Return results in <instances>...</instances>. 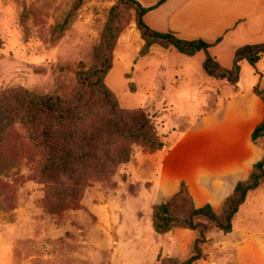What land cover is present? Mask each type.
Here are the masks:
<instances>
[{"label": "rangeland", "instance_id": "obj_1", "mask_svg": "<svg viewBox=\"0 0 264 264\" xmlns=\"http://www.w3.org/2000/svg\"><path fill=\"white\" fill-rule=\"evenodd\" d=\"M137 1L154 7L145 16L151 28L212 45L192 57L160 46L142 56L132 18L118 39L105 84L120 108L147 115L163 148L118 142L127 161L92 176L77 202L59 201L38 177L40 152L14 123L0 143V264H182L197 240L193 264H264V182L247 194L230 233L202 217L204 229L159 234L152 220L182 183L196 207L219 213L263 157L264 138L251 134L264 115V57L243 61L236 85L207 75L203 62L209 55L228 69L236 49L264 43V0ZM116 2L0 0V95L23 87L71 97Z\"/></svg>", "mask_w": 264, "mask_h": 264}, {"label": "trees", "instance_id": "obj_2", "mask_svg": "<svg viewBox=\"0 0 264 264\" xmlns=\"http://www.w3.org/2000/svg\"><path fill=\"white\" fill-rule=\"evenodd\" d=\"M153 8L145 7L137 0H117L108 12L100 41L94 49L92 66L85 69L81 64V69L75 73L78 87L71 97L40 95L23 87L0 95V143L6 129L19 122L42 156L38 177L53 198L77 202L92 176H103L113 171L118 161H127L128 152L123 150L124 147L115 153L118 142L138 143L150 152L163 148L147 115L140 109L120 108L116 96L105 84L118 39L132 18L144 41L140 51L142 56L147 55L153 46H160L192 57L198 52H207L212 45L202 39H182L174 32L151 28L144 18ZM62 27L63 24L59 29ZM263 57L264 43L245 45L236 49L230 68H224L207 55L203 69L216 80L236 85L241 63L247 61L255 66ZM261 99L264 111V94ZM260 138H264V115L251 134L253 142ZM263 182L264 155L254 164L248 177L237 182L219 213L210 204L196 207L188 188L182 183L170 200L155 207L154 230L165 234L177 228L204 229L197 222L203 217L221 232L230 233L233 219L247 194ZM197 241L194 255L182 264H193L201 258Z\"/></svg>", "mask_w": 264, "mask_h": 264}, {"label": "crops", "instance_id": "obj_3", "mask_svg": "<svg viewBox=\"0 0 264 264\" xmlns=\"http://www.w3.org/2000/svg\"><path fill=\"white\" fill-rule=\"evenodd\" d=\"M146 16V15H145ZM145 19V18H144ZM188 40V39H187ZM232 66V65H231ZM241 74H242V72L240 73V80H241ZM239 83H240V81H239ZM256 127V126H255ZM255 127H254V129H255ZM230 184H231V182H230ZM230 184H229V187H230ZM228 186V185H227Z\"/></svg>", "mask_w": 264, "mask_h": 264}]
</instances>
